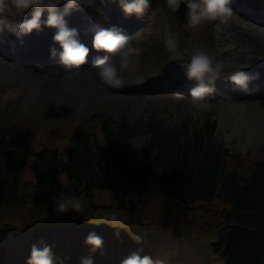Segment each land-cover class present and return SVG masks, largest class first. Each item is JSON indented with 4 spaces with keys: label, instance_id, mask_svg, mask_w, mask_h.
Masks as SVG:
<instances>
[{
    "label": "trees",
    "instance_id": "obj_1",
    "mask_svg": "<svg viewBox=\"0 0 264 264\" xmlns=\"http://www.w3.org/2000/svg\"><path fill=\"white\" fill-rule=\"evenodd\" d=\"M214 128L207 121L193 137L181 131L155 134L139 149L132 145L135 133L125 121L108 119L103 141L96 132H79L66 156L47 149L36 153L35 197L111 187L116 181L141 196L169 192L182 202L219 197L231 207L222 237L227 264L264 261V164L259 162L248 176L230 169L229 151L218 147ZM25 140L23 124L0 130V199L12 201L18 194V178L31 152ZM107 161L113 163V172ZM61 173L67 182L59 179Z\"/></svg>",
    "mask_w": 264,
    "mask_h": 264
},
{
    "label": "rangeland",
    "instance_id": "obj_2",
    "mask_svg": "<svg viewBox=\"0 0 264 264\" xmlns=\"http://www.w3.org/2000/svg\"><path fill=\"white\" fill-rule=\"evenodd\" d=\"M155 20L159 22L160 17L156 16ZM220 36L222 37L220 38ZM225 36L223 32L219 34L215 33L216 43L207 40L206 51L218 59L225 52L232 51L234 44L232 41L226 39ZM223 40L227 44L219 45V42ZM184 44L187 50L192 47L185 42ZM135 48L138 51L133 55L132 61L136 58L135 66L139 65L144 68L150 55V53L145 52V49L149 48V46L141 45ZM172 50L173 48L168 51L172 56V60L167 61L165 66L169 65L171 61L177 63L181 61L180 54L183 52L175 54ZM0 75H3L2 80L12 82L9 85L12 86V98L16 100V105L13 107H9L5 102L0 103L3 105L0 110V121L5 125L23 124L26 130V141L34 147V150H39L43 147L57 148L64 156L70 151L73 136L77 132H96V135L103 140L102 124L108 118H112L118 123L125 118L133 122L139 117L153 113L159 117L160 121L164 122L163 120H165L167 123H171L174 121L175 115L181 110L183 114L190 113L194 115H187V117H202L188 123L189 131L193 132L196 127L202 126L206 122L207 116L205 114L209 110L205 104H203L202 108L198 109L187 99L171 100L178 105L176 103L170 104V100L164 96L161 98V102L151 103L143 98V95L150 96V94L126 97L124 94L117 92L116 89H111L110 91L115 92L120 97L108 95L107 102H103L102 100V102L98 103L96 102L97 95H93L94 93L88 87L89 84H92L91 80L94 78V75L88 71L85 72L81 83H76L72 86L71 91L74 100L71 99L70 101H68L69 98L63 100V97L71 96L61 94L60 97L53 98L48 90L35 92L32 89L27 91V88H29L26 86L27 71L23 69L15 67L12 69L1 68ZM78 99L82 101V104ZM37 100L38 104H36ZM117 100L121 102H116ZM8 101L9 99L6 100V102ZM186 103L188 105H185ZM225 109L226 103H220L214 107L211 114L212 119L217 121V138L230 149L232 158L229 161V168L237 169L241 173L248 175L256 167L255 162L264 158V139L260 138V136L250 138V136L241 134L239 131H233L230 127H221L220 114ZM90 113H93V116L89 117ZM143 139H146L145 136L133 138L132 144L134 148L140 146ZM245 151L246 153H243ZM61 180L66 181L67 178L62 176ZM20 181L26 193L31 192V188L36 183V174L31 167H26ZM102 192L104 193H97V202H106V206H109L115 213L120 215L125 213L127 215L129 214V209L132 208L135 211L133 214L136 218L140 219L141 217L148 216L160 225H170L180 220V222L188 221L195 226L208 229L210 226L219 225L223 212L229 208V204L221 198H216L213 201L199 200L181 205L169 195L159 194L142 202L135 198V203L132 200L133 196L125 193L119 186ZM84 200L86 204L91 202V199L84 198ZM121 207H125V209ZM0 213H3L1 208ZM168 232L171 233L172 231ZM76 234L78 235V233ZM56 237L55 241L58 240V236ZM61 238V244L64 246L62 253H71L74 247H81L82 245L83 239H74L71 233H67L66 236H61ZM170 253L171 251L168 252V256ZM188 259L185 257L184 262H188Z\"/></svg>",
    "mask_w": 264,
    "mask_h": 264
},
{
    "label": "clouds",
    "instance_id": "obj_3",
    "mask_svg": "<svg viewBox=\"0 0 264 264\" xmlns=\"http://www.w3.org/2000/svg\"><path fill=\"white\" fill-rule=\"evenodd\" d=\"M87 2L92 3L93 0ZM151 2L152 0H119L125 15L135 13L138 16L146 12ZM84 3L85 0H0V35L5 32L16 35L29 33L33 29H40L43 24L54 26L57 31L53 38L61 47L57 49L53 46L51 55L58 54L60 62L67 68L78 66L86 61L90 49L78 38V29L69 26L66 17ZM182 3L188 7L186 16L192 26L200 25L205 20L224 19L234 13L233 0H167L168 6L174 12ZM28 9H32L31 15L25 18ZM94 27L93 47L106 50V54L98 55L92 66L107 84L114 87L123 86L121 72L129 67L133 55L138 51L131 41L133 35L138 36L140 31L130 35L116 25ZM165 43L170 48L177 46L172 35L166 36ZM182 66L186 75L196 81L191 89L192 103L196 108H202L209 90L213 89L212 82L220 75V65L214 64V57L210 53L197 49L192 53L191 59ZM231 79L246 87L249 75L240 70L232 75ZM53 200L59 211H67L69 208L80 210L83 207V201L75 193L61 191ZM112 219H115V216H112ZM87 242L94 245L95 250L102 245L103 237L93 231L87 236ZM28 264H54L52 247L47 244L43 247L33 244ZM83 264H93V259L84 257ZM121 264H164V261L151 254L142 255L140 250H136L123 258Z\"/></svg>",
    "mask_w": 264,
    "mask_h": 264
},
{
    "label": "bare ground",
    "instance_id": "obj_4",
    "mask_svg": "<svg viewBox=\"0 0 264 264\" xmlns=\"http://www.w3.org/2000/svg\"><path fill=\"white\" fill-rule=\"evenodd\" d=\"M260 33L264 37V30L260 31ZM242 44H240L239 47L241 49L235 50V54L239 55V53H245V56H248V54H252L254 47L248 40L241 41ZM177 69H179L181 72L185 71V68L181 65L176 66ZM180 72V73H181ZM84 73L78 72L74 73L73 75H70L68 77H54V76H40L36 74L35 71H32L30 73V78H28V81H26V85L31 86L33 90L39 92L44 89H47L53 98L60 97L61 94L71 96V97H63V99H68L70 101L71 99L74 100L72 95V86L67 85L70 84L74 85L75 83L79 84L82 82V76ZM225 75V74H220ZM186 77V76H185ZM187 78V77H186ZM101 84H104L102 81L99 83L97 82L95 84V94L97 95L96 102L100 103L107 102L108 95L113 97H120L115 94H110L108 91H106L105 87ZM107 84V83H106ZM105 84V85H106ZM49 87V88H46ZM43 88V89H42ZM93 92V91H92ZM156 92V91H155ZM159 95H155V97H145V100H151V99H159L161 96V92H157ZM82 95V92H81ZM237 97V96H232ZM223 98V97H222ZM251 98V97H250ZM79 100V99H78ZM80 101V100H79ZM87 101V100H86ZM116 102H121L120 100H117ZM82 104V101H80ZM38 104V100L36 102ZM35 104V105H36ZM41 104V103H39ZM223 117L221 118V127L227 128L230 127L232 130H240L244 134H256L264 136V97L257 96L255 98L249 99L248 96H243L239 99H230L228 101V106L222 113Z\"/></svg>",
    "mask_w": 264,
    "mask_h": 264
}]
</instances>
